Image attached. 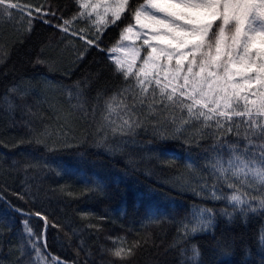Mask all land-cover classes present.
<instances>
[{"label":"snow or ice","instance_id":"snow-or-ice-1","mask_svg":"<svg viewBox=\"0 0 264 264\" xmlns=\"http://www.w3.org/2000/svg\"><path fill=\"white\" fill-rule=\"evenodd\" d=\"M73 5L75 11H71ZM66 7L67 12L59 4L49 3L45 8L22 5L18 0H0V19H14L13 10H19L21 21L28 17L22 35L30 34L33 21L40 20L64 34L61 39L67 44L73 43L68 37H77L84 42L78 60L90 48L108 54L112 76L118 81L110 86V92L108 88L99 89L90 101L81 87L87 81H77L63 89L70 101L75 99L72 107L78 110L79 118L95 126L93 135L97 139L93 146H103L111 154L123 152L128 145L143 147L137 140L141 132L160 143L178 141L186 146L184 167L193 174L188 177L181 173L175 177L180 181L179 186L203 201L227 204L219 209L193 204L190 216L178 221L152 212L146 223L175 222L177 234L170 247L176 248L197 234L216 239L217 215L228 224L237 218L246 224L250 216H264V0H70ZM109 28L119 30L118 39L106 45L104 38ZM6 57L7 52L0 45V62ZM55 63L54 56H45L41 47L34 64L52 68ZM30 91L21 90L18 85L8 89V93L22 100ZM4 102L9 111L17 107L8 96ZM49 107L57 111L55 105ZM24 108L35 115L29 105L25 104ZM56 119L59 121L60 116ZM24 126L29 136L22 137L18 144H43L49 152L58 150L55 141L51 145L47 143L52 136L48 125L43 131L29 121H24ZM63 127L59 125L56 135L66 138ZM111 140L117 143L113 145ZM206 140H211L207 146L202 144ZM62 146H70L67 139ZM193 149L206 154L200 166L192 157ZM153 155L170 166L181 159L166 149H158ZM129 163L135 162L130 159ZM18 164L13 161V166ZM22 167L24 189L13 194L19 199L30 197L35 202L40 189L37 185L33 191L28 181L34 177L28 175V170L42 171L52 166L36 161ZM55 170L57 175L67 171L59 165ZM85 184L89 185V181ZM61 192L74 196L63 187ZM103 192L104 185L93 180L81 195ZM15 211L29 218L34 215L43 222L42 231L36 233L30 219L21 221L23 239L15 264H67L47 250V229L61 225L40 210L25 213L16 208ZM89 215L92 214L81 213V218ZM106 219L98 217L99 221ZM85 227L97 233L103 231L99 223ZM80 231L73 228L71 233L79 239L77 255L85 254L84 264H97L94 253L79 236ZM105 239L111 246H99V264H133L138 252L149 243V239L129 240L127 234L107 235ZM257 241L264 251V225ZM180 254L184 257L181 264H200L198 245L192 244L190 249L180 247ZM223 254H230L227 245Z\"/></svg>","mask_w":264,"mask_h":264},{"label":"trees","instance_id":"trees-1","mask_svg":"<svg viewBox=\"0 0 264 264\" xmlns=\"http://www.w3.org/2000/svg\"><path fill=\"white\" fill-rule=\"evenodd\" d=\"M18 2L31 7L44 5L45 8L49 3L53 6L59 4L65 7L66 12V6L70 4V0ZM71 11H75L74 5ZM13 12L14 19H0V45L7 52L6 59L0 62V196L4 198L0 199V264H15L23 239L22 220L30 219L36 233L43 229V222L38 217L24 216L15 211L16 208L25 212L40 210L61 225L60 228L47 229V250L67 261V264H84L86 259L83 252L77 255L79 239L71 235L73 228L81 230L79 236L83 237L86 247L94 253L93 259L97 264L99 246H111L105 237L125 234L129 240L149 239V243L138 252L133 264H181L184 257L180 254V247L190 249L192 244L198 245L200 249V264H261L264 251L258 244L257 236L260 227L264 225V216H250L246 224L240 218L228 224L224 217L217 215L214 229L216 239L211 235L197 234L176 248L170 247L177 234L175 222L165 221L160 225L146 223L152 212L166 214L178 221L190 216L193 204H206L217 209L227 207V204L224 201L215 204L203 201L190 190L179 186L180 181L175 180V177L181 173L188 177L193 174L184 167L186 146L178 141L160 143L150 134L141 132L137 140L143 147L128 145L123 152L111 154L103 146H93L97 139L93 135L95 126L79 118L78 110L72 107L76 103L75 99L70 101L63 89L65 86H74L77 81H87L81 87L90 101L99 89L108 88L110 92V86L118 81L112 76L108 54L90 48L84 58L78 60V52L84 47L83 41L77 37H68L73 43L67 44L66 40L61 39L64 34L40 20L33 21L30 34L22 35L28 17L21 21L19 10ZM118 32V29L109 28L105 34V44L114 43L118 39ZM41 47H44L45 56H54L56 63L52 68L34 64ZM16 85L21 90L31 89L23 100L8 93V89ZM5 96L17 105L14 111L8 110ZM25 104L31 107L34 116L26 111ZM50 104L55 105L57 111L54 112ZM57 115L60 116L59 121ZM24 121H29L41 131L48 125L52 136L47 143L51 145L55 141L58 150L49 152L43 144H18L22 137L27 139L29 136ZM61 124L64 125L63 131L67 132L66 138L56 135ZM64 139H67L70 146H62ZM150 140L151 144L148 143ZM109 142L113 145L117 143L115 140ZM210 143L211 140L202 141L205 146ZM158 149L175 152L181 159L170 166L162 158L153 155ZM205 155L193 149L192 157L198 166L203 164ZM130 159L135 163H129ZM13 161L19 164L13 166ZM36 161L41 164L47 162L52 166L42 171L35 168L28 170V175L34 177L28 183L33 185L34 192L39 185L40 195L35 202L30 197L19 199L13 193H22L25 186L22 165ZM57 165L67 171L57 175ZM86 180L89 185L85 184ZM93 180L104 185V192L81 195ZM62 187L73 192L74 196L63 194ZM224 190L228 191L226 188ZM81 213L92 215L81 218ZM101 216L108 219L99 221L98 217ZM89 223L102 224L103 231L97 233L86 228ZM126 230L130 231L126 233ZM225 245L229 255L223 254Z\"/></svg>","mask_w":264,"mask_h":264},{"label":"water","instance_id":"water-1","mask_svg":"<svg viewBox=\"0 0 264 264\" xmlns=\"http://www.w3.org/2000/svg\"><path fill=\"white\" fill-rule=\"evenodd\" d=\"M4 199V198H3ZM23 212H25V211H23ZM25 213H28V212H25ZM34 216V215H33Z\"/></svg>","mask_w":264,"mask_h":264}]
</instances>
